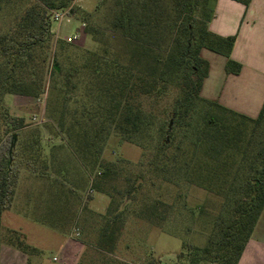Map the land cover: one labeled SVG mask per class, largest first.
Segmentation results:
<instances>
[{
    "label": "trees",
    "instance_id": "16d2710c",
    "mask_svg": "<svg viewBox=\"0 0 264 264\" xmlns=\"http://www.w3.org/2000/svg\"><path fill=\"white\" fill-rule=\"evenodd\" d=\"M75 1L0 0V10L24 7L14 25L0 34V97L39 99L50 81L48 90L57 94L53 102L64 127L66 103L61 93L84 84L88 104L80 108L81 120L75 117L67 134L84 168L95 174L93 187L111 199L106 212L97 216L102 226L96 249L112 254L124 228L121 203L132 198L134 186L120 192L110 185L119 168L102 158L106 141L110 133L131 143L153 140L155 116L145 110V102L158 104L170 86L177 87L168 115L172 131L162 135L150 165L168 183L181 181L225 194L207 245L189 249L190 263L238 264L264 209V104L259 115L250 118L201 95L210 72L203 50L225 56L228 74L238 75L242 69L230 58L236 36L223 38L209 29L217 0H111L106 23L121 47L84 55L83 63L73 69L80 78L77 83L72 74L64 73L62 60L69 46L60 42L54 49L51 32L53 13L74 15ZM234 1L246 6L251 2ZM60 79L63 85L58 86ZM14 122L15 130L22 128L20 119ZM16 139L14 134L11 149ZM10 153L0 149V215L10 207L17 184ZM173 212L172 205L162 202L146 204L143 210L152 221H165ZM8 231V245L29 255L38 253L21 233Z\"/></svg>",
    "mask_w": 264,
    "mask_h": 264
},
{
    "label": "rangeland",
    "instance_id": "374dc122",
    "mask_svg": "<svg viewBox=\"0 0 264 264\" xmlns=\"http://www.w3.org/2000/svg\"><path fill=\"white\" fill-rule=\"evenodd\" d=\"M110 5L111 0H76L74 15L63 11L68 14V21L66 18L57 22L52 18L53 47L60 42L69 46V55L62 63L64 73L72 74L74 83L80 78L73 69L83 63L84 55L104 48L112 53L121 47L118 35L107 27ZM23 11L21 5L3 7L0 34L10 29ZM202 55L216 61L223 59L206 49ZM62 83L60 79L58 86ZM49 84L50 81L39 99L11 94L0 97V149L8 155L11 151V172L17 178L11 216L26 233V243L39 249L35 255L18 250L24 264H191L189 249L207 245L213 218L222 212L226 196L196 184L168 183L150 165L156 158L162 135L167 129L172 131L168 115L178 88L170 86L158 104L154 100L145 102V110L155 116L153 140L131 143L115 133L108 136L102 158L119 168L118 177L110 185L120 192L134 186L132 198L122 200L124 228L114 253L108 254L96 249L102 221L97 216L88 217L81 204L91 190L93 195L99 193L88 176L89 173L94 178L95 174L86 172L67 134L75 117L80 119V108L88 104L89 98L83 83L64 89L61 99L66 103V113L61 127L57 112L60 108L53 102L57 94L48 90ZM76 110L79 112L75 113ZM16 119L21 120L22 128L15 130ZM160 127L162 132L158 134ZM14 134L17 139L11 149ZM158 161L161 164L160 158ZM34 174L39 177H33ZM108 199V203L103 197L96 200L104 212L111 202ZM153 202L172 205V216L165 221L147 218L144 206ZM10 238L8 228L0 225V245L7 244Z\"/></svg>",
    "mask_w": 264,
    "mask_h": 264
},
{
    "label": "crops",
    "instance_id": "0c3cea01",
    "mask_svg": "<svg viewBox=\"0 0 264 264\" xmlns=\"http://www.w3.org/2000/svg\"><path fill=\"white\" fill-rule=\"evenodd\" d=\"M214 9L209 29L223 38L236 36L230 58L241 64L242 69L238 75L228 74L225 56L220 55L223 59L218 61L205 57L210 63V72L201 95L235 112L256 118L264 104V0H251L248 6L234 0H217ZM32 176L39 177L38 174ZM88 176L95 178L89 173ZM98 191V195H93L91 190L81 200L88 217H96L107 210L105 208L104 212L96 204V200L102 197L107 203L109 201L105 193ZM16 195L17 191L12 205L0 215V225L20 232L27 239L26 233L11 216ZM34 248L39 251L38 247ZM13 263L24 264L21 253L11 245H0V264ZM238 264H264V209Z\"/></svg>",
    "mask_w": 264,
    "mask_h": 264
},
{
    "label": "built area",
    "instance_id": "2783aa9c",
    "mask_svg": "<svg viewBox=\"0 0 264 264\" xmlns=\"http://www.w3.org/2000/svg\"><path fill=\"white\" fill-rule=\"evenodd\" d=\"M67 18V21L69 20L68 14L63 11H58L53 13V19L57 22H62L64 19ZM74 39H77V36L74 37Z\"/></svg>",
    "mask_w": 264,
    "mask_h": 264
}]
</instances>
